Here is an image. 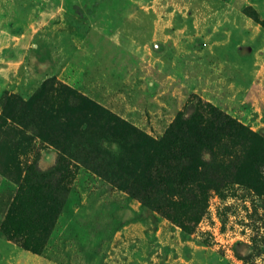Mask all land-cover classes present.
<instances>
[{"label": "rangeland", "instance_id": "obj_1", "mask_svg": "<svg viewBox=\"0 0 264 264\" xmlns=\"http://www.w3.org/2000/svg\"><path fill=\"white\" fill-rule=\"evenodd\" d=\"M0 264H264V0H0Z\"/></svg>", "mask_w": 264, "mask_h": 264}, {"label": "trees", "instance_id": "obj_2", "mask_svg": "<svg viewBox=\"0 0 264 264\" xmlns=\"http://www.w3.org/2000/svg\"><path fill=\"white\" fill-rule=\"evenodd\" d=\"M193 138L199 141L198 143H196L195 146L201 145V143H203V140H201L202 139L201 137L200 138L193 137ZM163 143H166L170 148L179 152L178 155L172 156L171 157L172 159H175V160L180 159V160H185L184 161L185 163H191V164L193 163V159L195 158V152H194V147H192V145L190 147V145L187 143L178 142V139L176 138L175 135H169V137L165 139Z\"/></svg>", "mask_w": 264, "mask_h": 264}]
</instances>
